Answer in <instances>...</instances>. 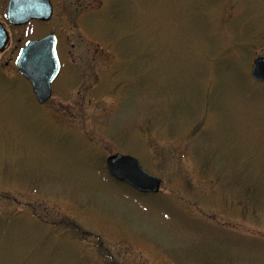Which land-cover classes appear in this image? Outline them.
<instances>
[{
	"label": "rangeland",
	"instance_id": "374dc122",
	"mask_svg": "<svg viewBox=\"0 0 264 264\" xmlns=\"http://www.w3.org/2000/svg\"><path fill=\"white\" fill-rule=\"evenodd\" d=\"M50 1L11 27L0 0V264H264V0ZM50 34L39 105L15 61ZM118 154L160 192L113 180Z\"/></svg>",
	"mask_w": 264,
	"mask_h": 264
},
{
	"label": "water",
	"instance_id": "95a60500",
	"mask_svg": "<svg viewBox=\"0 0 264 264\" xmlns=\"http://www.w3.org/2000/svg\"><path fill=\"white\" fill-rule=\"evenodd\" d=\"M54 14L50 0H9L7 22L11 27H24L33 21L47 23ZM10 43V34L0 21V55ZM58 39L50 34L42 39L27 42L20 50L15 66L19 74L32 86L40 105L52 97V85L60 72L57 52ZM251 76L257 83L264 84V57L254 60ZM110 177L126 184L143 195L160 192L162 180L147 173L140 162L131 156L114 155L106 160Z\"/></svg>",
	"mask_w": 264,
	"mask_h": 264
},
{
	"label": "flooded vegetation",
	"instance_id": "af4514ba",
	"mask_svg": "<svg viewBox=\"0 0 264 264\" xmlns=\"http://www.w3.org/2000/svg\"><path fill=\"white\" fill-rule=\"evenodd\" d=\"M59 59H60V57H59ZM60 65H61V60H60ZM61 67H62V65H61ZM61 71V70H60ZM58 78V77H57Z\"/></svg>",
	"mask_w": 264,
	"mask_h": 264
},
{
	"label": "trees",
	"instance_id": "16d2710c",
	"mask_svg": "<svg viewBox=\"0 0 264 264\" xmlns=\"http://www.w3.org/2000/svg\"><path fill=\"white\" fill-rule=\"evenodd\" d=\"M105 172H107L106 168H105ZM72 228H74V226H71Z\"/></svg>",
	"mask_w": 264,
	"mask_h": 264
}]
</instances>
